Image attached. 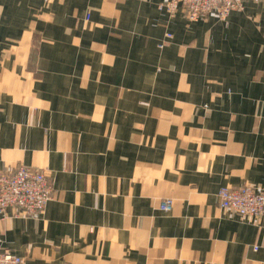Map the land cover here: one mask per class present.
<instances>
[{"label": "crops", "instance_id": "0c3cea01", "mask_svg": "<svg viewBox=\"0 0 264 264\" xmlns=\"http://www.w3.org/2000/svg\"><path fill=\"white\" fill-rule=\"evenodd\" d=\"M164 1L0 0V172L42 168L55 188L42 215L0 217L1 250L264 264V218L219 200L264 190V1L199 22Z\"/></svg>", "mask_w": 264, "mask_h": 264}, {"label": "built area", "instance_id": "2783aa9c", "mask_svg": "<svg viewBox=\"0 0 264 264\" xmlns=\"http://www.w3.org/2000/svg\"><path fill=\"white\" fill-rule=\"evenodd\" d=\"M246 1L260 3L264 0H165L160 7L172 17L181 10L192 22L204 20L207 11L221 3L220 16L224 18L230 10L242 8ZM171 37L168 33L167 38ZM164 45L162 42L160 47ZM54 189L51 175L37 168L22 165L16 170L0 172V217H6L9 212L16 217H36L53 198ZM219 200L223 208L244 218H264V190L260 188L249 185L225 187L219 192ZM161 209L172 210V201L164 200ZM0 264H26V260L14 252L3 251L0 252Z\"/></svg>", "mask_w": 264, "mask_h": 264}, {"label": "rangeland", "instance_id": "374dc122", "mask_svg": "<svg viewBox=\"0 0 264 264\" xmlns=\"http://www.w3.org/2000/svg\"><path fill=\"white\" fill-rule=\"evenodd\" d=\"M45 2L46 3H51L52 2V0H45ZM165 2V1H164ZM247 2V1H246ZM248 2H252V1H248ZM260 3H262V2H260ZM246 4V3H245ZM245 4H244V6H245ZM258 4V3H257ZM223 4L221 3V4H218L215 8H213L212 10H210V11H207V13L206 14H208L207 15V17H205V19L204 20H206V19H208V17H210V16H213V15H215V16H218V17H220V18H222L221 16H220V14H221V12H222V8H221V6H222ZM244 6L242 7V8H240V9H237V10H243L244 9ZM206 7V6H205ZM214 9H216V10H214ZM232 9V8H231ZM235 9H233V10H230L229 11V13L230 12H232V11H234ZM179 11H181V10H179ZM184 13V12H183ZM228 13V14H229ZM228 14L226 15V17L228 16ZM185 18H187L186 17V15H185ZM225 18V17H224ZM203 19H199V20H197V21H192V22H199V21H202ZM20 166H22V165H20ZM20 166H18L17 168H19ZM24 166H27V165H24ZM27 167H30V168H37V167H33V166H27ZM16 168V169H17ZM15 169V170H16ZM37 169H39V170H42V171H44L45 173L47 172L48 173V171H46L45 169H42V168H37ZM5 172H7V171H5ZM49 174V173H48ZM52 182H53V180H52ZM53 186H54V184H53ZM47 206V205H46ZM45 209H46V207H45ZM45 209L44 210H42L41 212H40V214H38L37 216H40V215H42L44 212H45ZM8 216V215H7ZM14 217H16V216H14ZM18 217V216H17ZM3 251H7V252H13L12 250H10V249H4V250H1L0 249V252H3Z\"/></svg>", "mask_w": 264, "mask_h": 264}]
</instances>
